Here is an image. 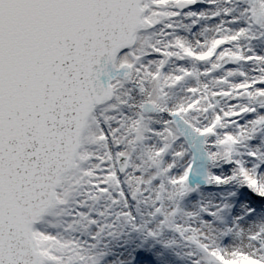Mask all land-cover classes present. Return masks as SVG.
<instances>
[{
	"label": "snow or ice",
	"instance_id": "6c2138e0",
	"mask_svg": "<svg viewBox=\"0 0 264 264\" xmlns=\"http://www.w3.org/2000/svg\"><path fill=\"white\" fill-rule=\"evenodd\" d=\"M244 256L264 264V0H0V264Z\"/></svg>",
	"mask_w": 264,
	"mask_h": 264
},
{
	"label": "rangeland",
	"instance_id": "374dc122",
	"mask_svg": "<svg viewBox=\"0 0 264 264\" xmlns=\"http://www.w3.org/2000/svg\"><path fill=\"white\" fill-rule=\"evenodd\" d=\"M178 251H183V249H177ZM233 264H257L256 261L249 260L247 256L240 258L239 260L233 262Z\"/></svg>",
	"mask_w": 264,
	"mask_h": 264
}]
</instances>
